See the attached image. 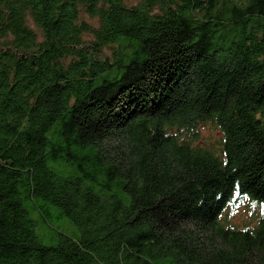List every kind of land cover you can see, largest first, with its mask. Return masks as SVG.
I'll list each match as a JSON object with an SVG mask.
<instances>
[{
	"label": "trees",
	"instance_id": "16d2710c",
	"mask_svg": "<svg viewBox=\"0 0 264 264\" xmlns=\"http://www.w3.org/2000/svg\"><path fill=\"white\" fill-rule=\"evenodd\" d=\"M0 264H264V0H0Z\"/></svg>",
	"mask_w": 264,
	"mask_h": 264
},
{
	"label": "rangeland",
	"instance_id": "374dc122",
	"mask_svg": "<svg viewBox=\"0 0 264 264\" xmlns=\"http://www.w3.org/2000/svg\"><path fill=\"white\" fill-rule=\"evenodd\" d=\"M204 136L211 140V138L213 139H217L220 136L219 131H213V130H205L204 131ZM249 214L248 211L246 210L245 207H242L239 209V211H236L231 217V223L233 225H238V226H243L245 223H253L255 219H250L249 218ZM57 231H59L60 233L69 235V236H73L74 232L77 231V228L73 225H71V223L67 222V226L65 225V222H60V223H56V228ZM55 234L57 235V233L55 232ZM49 241H53L51 239V237L49 236L48 238L45 237L44 239V243L47 244L49 243Z\"/></svg>",
	"mask_w": 264,
	"mask_h": 264
}]
</instances>
